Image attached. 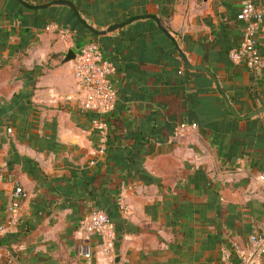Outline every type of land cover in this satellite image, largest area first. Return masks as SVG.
<instances>
[{
	"label": "crops",
	"instance_id": "obj_1",
	"mask_svg": "<svg viewBox=\"0 0 264 264\" xmlns=\"http://www.w3.org/2000/svg\"><path fill=\"white\" fill-rule=\"evenodd\" d=\"M23 1L0 0V264H264L249 242L264 233V110L247 117L264 68L229 58L240 0H66L95 30L120 24L104 35L66 4ZM88 39L115 66L101 155L64 62ZM258 43L264 55V19ZM91 208L112 220L109 253L79 230Z\"/></svg>",
	"mask_w": 264,
	"mask_h": 264
},
{
	"label": "built area",
	"instance_id": "obj_2",
	"mask_svg": "<svg viewBox=\"0 0 264 264\" xmlns=\"http://www.w3.org/2000/svg\"><path fill=\"white\" fill-rule=\"evenodd\" d=\"M240 19L243 32L239 45L229 53V58L244 64L254 75L264 68V55L259 50L258 34L264 19V10L252 0H240ZM73 79L78 99L83 110L92 112L95 117L91 123L97 131L96 155L104 154L107 142V116L113 110L116 101V90L113 81L115 68L104 57L100 44L95 40H87L77 47L72 60ZM196 123L191 127L195 128ZM90 163H94L92 160ZM264 182V173L260 175ZM26 196L24 190L14 183L11 201L8 207L15 218L20 209V201ZM79 230L85 234L98 235L102 240L103 251L110 252L114 234L111 218L103 210H92L79 221ZM259 255L264 258V233L254 232L249 236ZM89 258L88 252L84 253Z\"/></svg>",
	"mask_w": 264,
	"mask_h": 264
},
{
	"label": "water",
	"instance_id": "obj_3",
	"mask_svg": "<svg viewBox=\"0 0 264 264\" xmlns=\"http://www.w3.org/2000/svg\"><path fill=\"white\" fill-rule=\"evenodd\" d=\"M17 1L20 2V3H21L22 5H24V6H27V7H33V6H30L29 4H27V3H26L25 1H23V0H17ZM53 3H60V4H66V5H68V6L71 8V10L74 12V14H75L76 18L79 20V22H80L81 24H83V26H84L86 29H88L90 32H92V33L95 34V35H104V34H106L107 32H110V31H112V30H114V29L120 27V24H114V25L109 26L106 30H102V31L95 30L92 26L86 24V23L84 22V20H82V19L80 18V16H79V14H78L76 8L74 7V5H73L72 3L66 1V0H54V1L50 2V3H48V4L40 5V6H36V7H37V8H41V7H45V6H48L49 4H53ZM145 17H151L152 19H154L155 22H156V24H157L158 27L164 32V34H166V35H167L172 41H174V38H172V37L170 36V34H169V33H168V32L162 27L160 21H159L155 16H152V15H146ZM178 53L180 54V56H181L183 62H184L188 67H190V68H194V69H198V70H203V71L207 72L210 76H212V78L216 81V77H215V75H214L212 72H210L206 67H204V66H192V65L189 64V62H188V60H187L185 54H184L180 49H178ZM74 57H75V53H74L73 50L70 49V50H68L67 53H66V56H65V58H64V62L71 61V60L74 59ZM216 84H217V81H216ZM217 86H218V84H217ZM221 94H222V96L224 97L225 102H226V104L228 105V107H229L231 113L233 114V116H235V117L237 118L238 116H237L235 110L233 109V107L230 105V103H229V101L227 100L226 96L223 94V92H221ZM263 110H264V104H263L260 108H258V109L255 110L254 112H252L250 115H248L247 117H249V116H253V115H255V114H257V113H259V112H261V111H263Z\"/></svg>",
	"mask_w": 264,
	"mask_h": 264
},
{
	"label": "trees",
	"instance_id": "obj_4",
	"mask_svg": "<svg viewBox=\"0 0 264 264\" xmlns=\"http://www.w3.org/2000/svg\"><path fill=\"white\" fill-rule=\"evenodd\" d=\"M88 40H93V39H88ZM87 41V40H86ZM96 41V40H95ZM110 61V60H109ZM111 62V61H110ZM112 63V62H111ZM113 64V63H112ZM113 66H114V64H113ZM114 68H115V66H114ZM35 73H36V71H35V69H31L29 72H27V76L29 77L28 79L29 80H33V77H34V75H35ZM116 90V89H115ZM112 112V111H111ZM110 112V113H111ZM109 113V114H110ZM109 114H108V116H109ZM108 116H107V118H108ZM23 200V199H22ZM22 200L20 201V203L22 202ZM96 209H98V208H91L88 212H90V211H92V210H96ZM99 210H102V209H99ZM104 211V210H103ZM87 212V213H88ZM107 215H108V213L106 212V211H104ZM86 213V214H87ZM109 216V215H108ZM81 220V219H80ZM79 220V221H80Z\"/></svg>",
	"mask_w": 264,
	"mask_h": 264
}]
</instances>
